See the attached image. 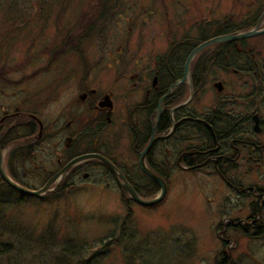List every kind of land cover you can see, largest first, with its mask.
I'll use <instances>...</instances> for the list:
<instances>
[{"label":"rangeland","instance_id":"1","mask_svg":"<svg viewBox=\"0 0 264 264\" xmlns=\"http://www.w3.org/2000/svg\"><path fill=\"white\" fill-rule=\"evenodd\" d=\"M99 1L0 0V90L57 85L60 76L52 74L56 66L28 76L59 51L54 56H60L67 90H74L89 70L96 76L91 82L117 92L126 63L148 69L156 57L170 53L174 38L189 36L198 44L207 23L229 14L248 21L257 13L258 27L264 26V0H107L102 10ZM245 40L237 43V51L252 53L256 72L211 70L204 86L223 81L222 99L257 112L264 121V33ZM252 88L257 90L249 99ZM205 91L194 93L199 108L216 99V90L209 99ZM257 138L264 140L260 134ZM122 148L119 142L117 150ZM242 154L241 171L228 177L263 188L264 157L258 159V170H248L246 147ZM46 159L38 155L41 164ZM92 171L86 179L76 178L77 184L44 196L23 197L0 187V197H5L0 199V264H264V208L259 231L227 218L248 220L250 203L260 197L236 192L219 174H170L163 199L147 206L126 205L112 178L99 167ZM44 175L33 173L28 182L39 187ZM159 190L147 185L139 193L151 198Z\"/></svg>","mask_w":264,"mask_h":264},{"label":"flooded vegetation","instance_id":"2","mask_svg":"<svg viewBox=\"0 0 264 264\" xmlns=\"http://www.w3.org/2000/svg\"><path fill=\"white\" fill-rule=\"evenodd\" d=\"M257 23L258 20L254 26ZM202 31L201 38L204 35ZM184 39L174 38L175 45L170 53L156 57L148 69L145 65L140 68L138 64L132 66L130 62L126 63L125 71L122 72L123 85L117 92L100 88L95 80L91 82L90 78L94 75L89 70L80 75L79 84L74 90H67L62 85L65 73L58 62L60 56H54L59 51L28 76L33 78L52 72V66H56L57 71L53 70L52 74L60 76L57 85L3 87L0 90V151L6 174L29 189H39L59 175L39 195L44 196L77 184L76 178L81 176L86 179L93 172L92 168L99 167L106 178L111 177L122 191L127 205L129 201H136L120 185L122 179H117L109 166L100 159L83 158L70 165L62 176L61 171L78 156L99 154L108 159L115 171L122 173L138 193L140 188H146L147 185L159 187L144 168L161 176L166 183L170 174L212 171L219 174L236 192L260 197L254 205L250 203L253 214L248 216V220L234 219L236 222H233L231 217L227 218L233 224L244 222L261 230L259 216L264 208V187L244 186L240 182H233L227 174L241 171L243 147L248 151L246 162L250 163L247 169L258 170V159L264 157V140L258 141L257 135L264 136V121L257 112L247 110V107L243 111L242 106L235 101L222 99L220 93L225 88L223 81H213V88L204 86L211 70L221 68L242 75L240 65H226L230 58H244L248 72H256L253 69V55L244 53L242 56V52L237 51V43H243L245 38L217 42L205 47V50L211 48V52L196 53L198 55L195 59V55L191 58L186 71V58L194 46L186 50L193 42L189 41V36ZM225 42H233L236 52L230 57L225 49L229 47L219 45ZM138 67V73L131 72ZM202 89L206 90L205 94L208 92L207 99L213 89L216 90V99L203 103L199 108L194 104V93ZM253 90L257 89L252 88L249 99L255 95ZM119 142L123 144L121 151L117 150ZM39 154L47 157L46 162L42 161L41 164ZM37 172L45 174L39 187L28 182L31 174ZM67 177L72 180L67 182ZM0 178L4 180L1 174ZM105 183L109 185L110 181ZM7 184L16 192L25 194ZM240 227L246 228L244 225Z\"/></svg>","mask_w":264,"mask_h":264},{"label":"water","instance_id":"3","mask_svg":"<svg viewBox=\"0 0 264 264\" xmlns=\"http://www.w3.org/2000/svg\"><path fill=\"white\" fill-rule=\"evenodd\" d=\"M260 33H264V26L263 27H258V24H256L253 28H250V29H247V30H244V31L232 32V33H223V34H219V35L213 36V37L201 42L200 44L195 46L189 52V54H188V56L186 58V62H185V70L187 71L188 64H189V61L191 60V58H193V56L197 52H199L203 48L207 47L208 45H211V44L217 43V42H223V41L239 40V39L246 38V37L253 36V35H257V34H260ZM256 126L258 127L257 123H256ZM88 157H96V158L100 159L101 161H103L105 164H107L109 166V168L114 172V175L116 176V178L118 179L120 177L122 179V182H120V185L122 186V188L124 190H126L128 192L130 198L133 199L134 201H136L137 203L149 206V205H153V204L159 202L165 196V193H166V190H167V184H166L165 180L161 176L152 173L147 168H144V170L147 172V174L159 184L160 190H159L157 195H155V196H153L151 198L142 197L132 187V185L125 179L124 175L122 173H120V172H116L115 171V167L113 166V164H111V162L108 159H106L105 157H103V156H101L99 154H85V155L78 156V157L72 159L71 161H69L66 164L65 168L61 171L60 176H62V174H64V172L66 171V169L69 168L70 165L74 164L75 162H77V161H79V160H81L83 158H88ZM0 174H1L2 178L7 183H9L11 186H13L14 188H16L17 190H19L21 192L29 194V195H40V194L44 193L47 190V187H48L49 183H51V181H53L55 178H57L59 176V175L54 176L43 187H41L39 189L25 188V187L19 185L14 180H12L6 174V172H5V170L3 169V166H2V153H1V151H0Z\"/></svg>","mask_w":264,"mask_h":264},{"label":"trees","instance_id":"4","mask_svg":"<svg viewBox=\"0 0 264 264\" xmlns=\"http://www.w3.org/2000/svg\"><path fill=\"white\" fill-rule=\"evenodd\" d=\"M106 3V4H105ZM99 4H100V7H101V10L102 8L104 9L105 7L104 6H107V0H100L99 1ZM103 5V7H102ZM262 7V6H261ZM260 10V8H259ZM235 19H237L235 17ZM234 19V15L232 14H229L227 15L225 18H222V19H216V21H213L211 22V24L207 23V26L204 27V30L202 32H204L203 34V37H202V41L211 37V36H214V35H217V34H221V33H225V32H236V31H239V30H243V29H246L248 28L249 26H252L253 24H255V22L257 21V13H253L251 15L250 18H248V21H245V20H235ZM196 44L193 43L189 46H187L186 50L195 46ZM220 46H223V47H229V48H225L227 50V53L229 54V57H230V54H233L235 53V48L233 47V42H225V44H219ZM216 46V45H215ZM211 48H206V50H202L203 53H209L211 52L210 51ZM232 56V55H231ZM221 63H222V59H220ZM245 64H244V63ZM238 64L240 65L241 69L243 71H248L246 69V66L247 65V61L243 58L241 60H233V58H230V60L228 62H226V65H231L233 66L234 64ZM239 67H237L238 69ZM196 72H198L197 70H195ZM0 187H3V189L6 190V192H8L9 194L13 192H16L15 189H13L12 187H10L4 180H2L0 178ZM21 194V193H20ZM23 197L25 196H30V195H26V194H22ZM5 198L4 197V194H2V196L0 197V199H3Z\"/></svg>","mask_w":264,"mask_h":264}]
</instances>
